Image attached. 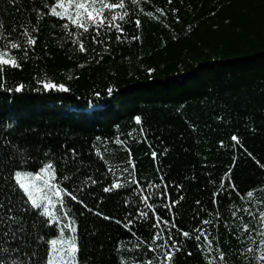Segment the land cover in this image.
<instances>
[{"label":"trees","instance_id":"16d2710c","mask_svg":"<svg viewBox=\"0 0 264 264\" xmlns=\"http://www.w3.org/2000/svg\"><path fill=\"white\" fill-rule=\"evenodd\" d=\"M125 3L142 9L137 12L140 27L122 25L121 43L115 32L110 43L108 36L100 37L104 45L94 46L85 38L87 54L70 45L73 38L58 25L45 27L40 22L44 31L35 52L26 59L17 55L20 66L6 70V79L0 81V142L14 139V148L24 143L19 152L31 169L51 161L58 176L60 156L68 149H76L77 159L83 155L86 163L91 160L93 173L102 164L94 155L97 149L114 169L128 166L131 158L136 163L133 178L141 187L144 182L161 183L162 176V183L170 186L169 201H179L171 213L165 209L158 215L174 218L177 228L184 230L210 227V238L219 234L221 247L232 245L245 253L239 258L230 253L228 264H264L259 259L264 235L257 230L264 224L259 218L264 213V0ZM25 6L31 7L29 0L15 5ZM29 17V12L14 11L0 0V35L15 38L18 26L33 27ZM21 83L25 88L16 93ZM43 83L63 84L69 91H44ZM108 88L114 90L111 96ZM136 116L141 117L140 125L135 124ZM233 135L239 144L231 140ZM117 138L120 145L115 144ZM26 149H31L30 155ZM69 164L70 174L76 165ZM229 181L237 190L230 196L220 189ZM250 189H255L251 201L244 195ZM105 196L111 198L103 203L85 198L91 212L76 201L68 204L78 224L80 264H114L111 254L118 241L126 247L137 243L129 242L113 219H103L124 215V196ZM129 199L135 202V197ZM241 208L254 215L238 211ZM97 211L102 215L96 216ZM203 219H209L210 226L201 224ZM245 224L251 238L246 233L238 243L230 233ZM248 247L252 253H247ZM140 251L152 256L143 246ZM217 254L201 258L189 242L176 254V264H221ZM125 255L132 264L133 254Z\"/></svg>","mask_w":264,"mask_h":264},{"label":"snow or ice","instance_id":"6c2138e0","mask_svg":"<svg viewBox=\"0 0 264 264\" xmlns=\"http://www.w3.org/2000/svg\"><path fill=\"white\" fill-rule=\"evenodd\" d=\"M5 2L12 6L14 11L29 12V18L34 26L31 28L18 26L15 38L0 35V81L6 79L3 75L6 70L20 66L16 59L17 55L26 59L29 53L35 52L37 40L44 31L40 26L42 21L45 22V27L58 25L64 34L73 38L69 42L70 45H74L82 54L89 51L85 47V38L94 46L104 45L100 37L108 36L110 43L111 35L115 32L116 41L121 43L124 35L122 25L130 22L137 29L141 25L137 12L142 9L126 7L125 0H29L30 8L27 6L16 8L17 0ZM167 2L171 4L172 0ZM139 3L140 0H130V5ZM158 11L163 14L162 10ZM146 15L152 16V13L148 12ZM133 16L137 18L131 19ZM2 25L3 21H0V26ZM132 39L140 38L133 36ZM41 87L44 91L55 90L62 93L69 91L63 84L43 83ZM24 88V84L21 83L14 91L21 93ZM113 91L112 88H108L106 94L111 96ZM96 97L101 98L99 92L96 93ZM141 123V117L136 116L135 124ZM10 135L9 133L8 136ZM96 139L99 140L100 137ZM231 140L239 144L237 136L233 135ZM115 144L120 145L121 140L117 138ZM13 145H17L14 139H9L7 144L0 142V264H80L78 224L72 217L68 204L76 201L91 212L92 209L84 203L85 198L103 203L105 199L111 198L105 194L113 193L124 196V215L119 219L103 215V219H113L121 230L128 234L129 242L133 239L137 241L133 247H126L124 241H118L111 254L114 264H129L125 253L133 254L132 264H153V260L156 264H176L178 259L176 254L189 242L194 244L201 258L205 253L211 257V253L216 251L218 254L215 259L221 264H228L231 258L229 254L232 252H235V258L245 255L232 245H228L226 249L221 247L219 234L214 239L210 238L212 235L210 227L197 226L194 230H184L177 228L174 218L158 215V211L162 213L165 209L171 213V209L179 201H169L167 189L170 186L162 183V176L161 183L144 182L141 187V182L133 178L136 163L131 158L128 160V166L114 169L108 166V161L97 149L94 155L102 164L96 167L93 173L90 171L91 160L86 163L83 155L77 159L76 149H68L60 156L62 166L58 176V168L51 161L39 166L38 169H31L27 157L19 152L20 148H25V144L20 143L16 148ZM26 151L31 154V149ZM164 151L166 154L167 149ZM43 155L48 156L49 153L44 151ZM87 155L91 157L93 153L89 152ZM151 155L154 160L156 153L153 151ZM69 161L76 165L70 174L67 171ZM220 189L229 196L237 192L235 185L230 181L227 188L222 183ZM254 193L255 189H250L244 195L251 201ZM129 195L135 197V202L129 199ZM217 195L220 193H213L214 197ZM213 203H216L215 199ZM238 211L249 216L254 215L249 208H241ZM94 214L98 217L102 215L98 211ZM235 216L236 213L233 212L232 218L235 219ZM259 218L264 221V213H260ZM201 224L210 226L211 221L203 219ZM145 229L147 239L143 238ZM257 230L264 235V224ZM138 232L141 233L140 236ZM246 233L249 234L248 238H251L247 224L241 230L234 229L230 234L241 243ZM49 234L58 238H50ZM141 246L145 253H151L152 256L145 257L140 251ZM260 248L259 259L264 261V242H261ZM252 252L253 248L248 247L247 253ZM186 254L189 257L193 255L191 251Z\"/></svg>","mask_w":264,"mask_h":264}]
</instances>
